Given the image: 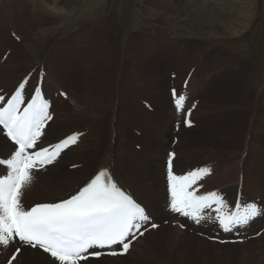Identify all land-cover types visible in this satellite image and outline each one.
Masks as SVG:
<instances>
[{
  "label": "rangeland",
  "instance_id": "obj_1",
  "mask_svg": "<svg viewBox=\"0 0 264 264\" xmlns=\"http://www.w3.org/2000/svg\"><path fill=\"white\" fill-rule=\"evenodd\" d=\"M15 1L19 5L31 6L32 13L33 14L37 13L38 15L37 16H34V15L31 16V18L29 20L28 19H22L24 26L19 25L16 29L10 28L8 30L0 31L1 32L0 33V45H6V42H7V46L10 45V46H8L7 50H3L0 53V60H2L1 56L4 55L6 52H8V50L11 51V53H10V55L6 61H4V62L0 61V65H1L0 66V81L1 80H7L8 82H11L10 89H12L15 84H17V85L19 84L16 79L21 75V72L17 75L16 78H14V76H15L14 73L17 71V69L20 66H23L25 64L21 61L20 53L22 51H27L28 53L30 52L29 54H32L34 48H36L37 46H40V37H41L43 30H45L46 28H49V27L58 28L59 31L55 32L48 42L49 45L57 44L56 43L57 39H63L65 37H68L69 34L74 33V28L78 27L79 23L82 22L83 16H84V15H82V17H80V18L78 17L77 12L79 10L74 11V13L72 14V13H67L69 11L68 9L67 10H61L60 9L63 6V4L67 5L70 2L69 0H51V1L50 0H15ZM76 1H77V5H78L77 8L80 9L81 6L83 5V0H76ZM195 1H197V2L199 1V2L197 3ZM0 2H1L0 6H2V7H8V6L12 7V5H10L8 3L9 2L8 0H2ZM253 2H254V4H253ZM239 3L242 4V7ZM96 8H98V7H96ZM239 8H242V9L239 10ZM99 9H102V12H100L99 15H98V13L96 14L97 19L87 22V23L93 25L94 27L98 28L100 30V32H102V35H104V37L102 38L103 42H102V40L96 41L97 45H106L108 49L114 50L116 44L119 42L123 43L125 36H126V33L128 34V40H129L128 45H130L129 46L130 55L125 58V60L127 61L126 66H123V65L117 66L118 69H117L116 74H115V83L117 81H119V83H120V81L122 80V78L125 74L124 72H126V71H127L126 76L130 79L134 80L135 78L140 77V70H139L140 58L144 59L145 64H146V70H147L146 72H147L148 77L150 79L156 78V77H159L161 79H159L160 83L158 84V82H159L158 81L155 86L152 84H149L150 81H148L147 79H144L145 82H149V83L145 86V89L143 91H141L139 89L136 91L137 92L136 93L137 100H136L135 104H139L141 106H144L143 102H146V103H149L152 108L154 107V104L157 105V107H158L157 110H160L161 113L158 117H155V119L157 121L155 126H157V127L160 126L161 128L164 127L167 135L169 134V137L171 136L170 134L173 130V127L171 125L173 119L175 120V122H178V120H177L176 115L173 114L175 112L171 106L172 101H171V98L168 95V93H170L171 87H178V86L181 87L182 82L184 81V79L186 78V76L188 75V73L191 70L197 71V72L195 71L191 80H194L193 79L194 77L195 78L196 77L201 78L200 74H204L207 78H211V77L216 76L215 79L218 78L219 80L221 79V81L228 80L229 82H231V81H235V80H247L246 86L245 85L242 86L244 88L247 86H253V87L258 88L259 84L264 82V63H263L264 62V0H253V1H251V0H241V1H239V0L238 1H233V0H193V1L192 0H103V7L99 8ZM150 9L153 10L154 13H152V11ZM156 9H157V13H160V15L156 14ZM15 10L17 12H19V10H17V9H15ZM39 10H40V12H39ZM23 13H25V12L21 11L20 16ZM43 15L48 16L50 21L52 20L51 21L52 24L50 26L44 24L41 21V18ZM125 15H129V17H130V20H129L130 25L128 28L129 30H127L128 32H126L124 30H120L121 29V25H120L121 24V18H122V16H125ZM175 15H177V16H175ZM159 16H166L169 18V20L162 21ZM230 16L231 17L233 16V17L231 18ZM245 16H246V18H245ZM252 16H254V17H252ZM183 17H184V19H182ZM180 18L182 20H180ZM227 18H228V20H227ZM56 20H60V22L59 21L55 22ZM191 21H193V22H191ZM227 21H229V23ZM232 21H234V22H232ZM235 21H236V23H235ZM7 22L13 23L11 20H7ZM37 22H38V24H37ZM184 22H185V24H184ZM31 23L34 24L32 26V28L30 26ZM198 23L201 26V28H196V27L194 28V24H198ZM230 24H231V26H230ZM239 24H241L243 27ZM42 26L44 27V29ZM234 26L237 29H235ZM188 28L191 29V31L188 30ZM228 28H229V30H228ZM185 29H187V30H185ZM238 29L240 31H238ZM36 30H37V32H36ZM231 30H233V32ZM10 31L11 32L13 31V33L15 35L20 34L19 38H22L21 39L22 44L20 43L18 45V43H16L13 39H11V37H10L11 32ZM17 32H20V33H17ZM222 32H225V34H227V35H223ZM210 33H212V35H210ZM107 34L113 35L115 37V39H117V41H114L111 38H109L107 36ZM193 34L195 36H193ZM54 37H55V40H54ZM160 37H163V38H160ZM120 40H122V41H120ZM135 43H136V45H135ZM214 44L215 45L217 44L216 48H214L215 47ZM211 46H213V47H211ZM217 46H219V47H217ZM20 47L23 49H21ZM204 47L207 49H205ZM220 47L221 48H229V49H221ZM158 52L161 53L160 58L155 56V54ZM197 53H198V55L196 57ZM207 54L208 55L210 54V57ZM48 55H50V53ZM193 55H194V57H193ZM232 55L238 56L241 59V61L237 64L230 62V60H228V59ZM200 56H202V58ZM205 57H207L208 59ZM211 58H213V59H211ZM14 59H16V60H14ZM115 59L122 61L124 58L122 56H116ZM207 61L210 64H208ZM244 61H245V63H244ZM4 64H6V65L3 66ZM192 64L193 65L195 64L196 66L195 65L193 66ZM207 66H208V68H207ZM37 67H40V66H37V64H35L34 66H32L28 69L31 71ZM222 67H223V69H222ZM197 68H198V70H197ZM261 68H262L263 72H262ZM8 70L12 71V73H13L12 78H9L4 73H2L5 71H8ZM172 70H174L172 73H174L175 75H178L180 73L184 74V75L177 76V79H176L177 83H175L172 80V82H174V83L171 84L170 85L171 87L168 88L167 84H168V81L170 80V76H171L170 74H172L170 72ZM160 71H162L163 73ZM214 71H216V72H214ZM206 72H207V74H206ZM218 72H220V73H218ZM118 74H120V75H118ZM261 74H263V75H261ZM35 75H36V73H35ZM223 75H224V77H223ZM252 75L254 77H251ZM81 77H83L82 74L76 73L75 80H78ZM34 78H36V76ZM239 78H241V79H239ZM98 79L100 82L105 81L104 77H99ZM7 81H2L0 83H5ZM249 81H251V82H249ZM169 83H170V81H169ZM191 83H192V81H191ZM114 84L109 85L108 87L102 86L100 89V93L103 96V100L97 99L93 102V104H96V105H99V106H102L103 108H105L106 103L104 102V100H106L109 96H111L116 102V105L114 107V113L121 111V110H131L133 108V106H131L130 108L127 107L129 100L125 96H123L122 93H118V87H114ZM47 86H48V89H50V91H51L50 92L51 97H53L54 99H56V98L60 99V95L58 92H55L54 95L52 94L54 91H57V89L53 90V89L49 88L48 84H47ZM191 88H192V92H193V93L191 92V94H192L191 100H198L200 102V100L198 98L201 97L200 98L201 99V103H200L201 105H199L198 108L196 109V111L194 112L197 115V117H196L197 126L200 129L196 133V135H192V137H195V136L200 137V135H204V133H205L206 135L209 136V138H211V141H213L214 143L215 142L219 143V144L213 145L214 143H209V145L202 146V144L197 143L193 139H191V141H187V140H183V139L180 140L179 136H174V138L179 137V141L180 142L182 141L181 144L184 145L183 149L181 148L182 145L179 146L180 147L179 149H181L180 154L182 153L181 157L183 159L180 157V155H178L179 154L178 147L174 148V150L178 152L177 157H179L182 161L184 160L183 163H185V166L187 167V168H184V166H183V170H185V172H186L190 169H193V168H190L193 166L195 168L197 166L198 167L205 166L206 164L212 165L216 169V174L214 173V175L208 180L209 182L207 181L208 183L206 185L205 190H209L207 192H211V191L219 189L223 192H227V188L229 186H231V187H229L227 194H228V196H230L229 199L231 201L233 199L232 202H235L236 197H237L239 185L235 187L234 183L236 180L239 179V173H240L242 181L246 177V179L244 180L243 187L244 186L248 187V189L244 193L247 200L249 197H252L253 200L257 199V197H259V195L257 194L256 190L253 189V186L257 181L255 179L258 176H262L264 178V135L262 134V131L259 130V128H258V126L261 125L262 123L260 121H258L259 125L257 126V129L255 128L257 131L255 129H254V131L252 130L251 132L248 131L250 126H252L251 125L252 124V118H253L252 116L254 115V112L251 111V113L249 112L250 114L248 113L246 115L247 106H246V108H243L242 110H240V112L241 111L244 112V114L246 115V118H247L246 125H245L246 128L244 131H242V129L237 130L235 127H232L229 124V122H227L228 121V115H229L227 111H229L231 113L232 111L229 109L232 108L233 105L229 104V105L224 106L222 102H224V100L226 99L224 97V95H225L224 90H233L232 87H229L230 89L229 88H227V89L222 88L223 90L222 89L219 90L218 88L217 89L215 88L216 90L212 89V88H206V89L201 90L202 87H199L198 89H196L193 86V87H190V91H191ZM263 88H264V85H263ZM62 89H63V91H65L69 94L71 91L72 94L74 93V96H76V88L73 85V83L71 82V80L68 81V86L63 87ZM161 89L163 90V92ZM204 90H206V91H204ZM220 93H222V94H220ZM78 94L81 96V97L79 96L80 99H82V95H83L82 92L80 91V93H78ZM197 94H199L201 96L198 97ZM149 96L151 98L157 97V99L159 101L161 100V102L162 101H164V102L168 101V105L167 106L166 105L160 106L158 104V101H157V103H155L154 101H152L149 98ZM263 97H264V94H263ZM254 98H255V95H253V97L250 99V101L248 100V102H250L249 104H251V102L254 101ZM62 101L64 102V104L70 103L72 105V102H69V99H68V101H64V100H62ZM139 101H140V103H139ZM64 104H60V103L56 104V106H59V109H57V110L55 109L56 114H55V117L53 120L56 121L54 128H56L57 130H58V128L61 129L64 127L65 117L69 118L70 123H73L76 121L75 119H73L71 117L68 107H64ZM144 108L147 110V108L145 106H144ZM147 111L148 112L145 113L143 115L144 117L142 116V118H151L152 117L151 114L155 115V113H153L149 110H147ZM223 112H225V113L223 114ZM195 114H193V118L195 117ZM56 115H57V118H56ZM106 116H104V117H106ZM257 118L259 119V115ZM231 119L233 121H235L236 124L242 123L241 120H239V121L236 120L237 118L235 117V115L231 114ZM247 122H249V123H247ZM106 126H105L104 130L108 131V124H106ZM173 126H174V124H173ZM197 126L195 127V129L193 128V130H196ZM201 126H203L205 130H202ZM50 127H51V124L48 126V128H50ZM72 127H73V129H79L77 125H73ZM183 129L184 128H182L181 130H183ZM48 130H50V129H48ZM75 132H81V130L79 129V130H76ZM258 132H259V134H258ZM52 133L53 132H51V131H49V133H48V135H50V136H48V138H49L48 140H50V142H52V140H54L57 137L56 135H58L57 133H54V135H51ZM126 133L128 135H132L133 137L144 139L145 142H148L150 139L147 136L148 135L147 131L136 130L134 132L133 131L129 132V130H127ZM187 133L188 132H186L185 134H187ZM139 134H141V135H139ZM243 136H245V137H243ZM187 139L190 140V138H187ZM88 140L89 139H87V141L83 145H81L80 148H78L75 151L74 155L80 153L82 150H84L86 148H87L86 151H89L90 148L93 147V142L88 141ZM156 140L160 141V137L157 136ZM200 140H203V139L201 138ZM171 141L172 140L168 141L169 145H170ZM166 142H167V140L164 138L163 145L161 144V146H159L158 144H156V146L158 148H155V150L158 153L156 152L154 154V157L152 159L150 158V160H149V164L151 163L153 165V168L154 167L156 168V166H155L156 161L160 162V163L164 162L163 164H165L166 157H167L166 153H168L167 151L171 148V147H169V145L166 146ZM185 145H187V148H185ZM162 147L165 149L164 152L162 150L163 149ZM131 149H133L135 152H137L141 156L146 154L145 146L143 144H132ZM0 151H3V150L0 149ZM245 151H246V153L244 154ZM3 154L4 153L0 154V157H1V155L4 156ZM68 159L69 158H67V160ZM250 159L252 161L251 164H249L247 162ZM244 161H246V162H245V166L243 167ZM198 164H205V165H198ZM62 165L66 166L67 164L63 163ZM142 165L147 166L145 159L143 160ZM259 165H260V167H259ZM246 166H247V168H246ZM188 168H190V169H188ZM164 169H165V167H164ZM164 171L160 175L162 179L159 176V179H158L159 184L157 183V186H156L157 188L160 187V189H159L160 199L163 197V199H161L162 208H161V213H160L159 217L157 218V220L154 219V221H156V223H160L158 221L163 220V222H161V223H163L162 226H165V228L169 227L168 231L170 229H172V231L170 230L166 236H167V238L169 236H172V237L175 236L177 238V256L179 255V253L183 254V260H182L181 264H203V261H205V260L208 261L207 264H264V234L258 239L249 240L248 242L241 244V245L220 246L218 244L210 243L206 239L200 238L199 237L200 232H197V233L196 232L195 233L190 232L189 233V231L191 229L187 230L186 232H182L178 228L173 227L172 221H171V224L170 223L168 224V222L164 221V219H161V218L172 219V217L168 213H164V211H165L164 205L166 204V200H167L166 181H165L166 172H164ZM174 171H175V169H174ZM217 171H220L219 173H225L228 176L218 179L217 175L219 176V173ZM45 174L41 173V174H39L38 177H45ZM62 174H63V172L60 173V175H62ZM179 174H181V172ZM242 174L244 175V178H242ZM215 175H216V177H215ZM53 179H55V177L52 179L45 177L43 183H41L40 185L37 184L36 187H39V188L38 189L36 188L35 190L29 192V195H31L30 200L34 199L36 201L43 202V201H53V200H56L58 198V196L60 197L62 195V193L59 191L58 192H54V191H56L55 190L56 186H62V185L55 184V180H53ZM222 180H224V181H222ZM254 180H255V182H254ZM162 181H163V184H162ZM236 184H239V181H237ZM210 189H212V190H210ZM230 192H231V194H230ZM243 192H244V189H243ZM163 193H165V194H163ZM254 195H256V196H254ZM63 199H65V197ZM255 201L260 202V200H255ZM260 203L261 204L264 203V198H263V201H261ZM173 219H175V218H173ZM213 225H216V223L214 222ZM262 226L264 227V218L262 220H258V221L254 222V224L251 226L252 230H254V231H251L249 236H253L252 235L253 233H257L258 231H260L263 228ZM202 231L204 232L205 230H202ZM158 234L160 235V232H158ZM148 238L149 237L147 236V240H148ZM197 239L201 240V242H197L198 241ZM137 242L140 243L141 240H138ZM145 242H141L139 245L136 246V248L133 252V255H131V257L128 258L129 259L128 262L130 264H131V262H132V264L135 263V260L140 256L141 250L147 249V248H152L151 245H147L148 242L147 243H145ZM133 246H135V245H133ZM29 253H30V251H27V252H24L22 255L26 256L27 258H30L28 255ZM163 254L165 256H162V259L164 261L167 259L169 260L170 253H168V252L166 253V252L162 251V255ZM7 257H8V255L3 259V261H5V259ZM20 259H21V257H20ZM106 261H104V262L105 263H112L113 262V261H110V262L109 261L106 262ZM40 263L41 264H47L45 261H42V258L35 257L34 264H40Z\"/></svg>",
  "mask_w": 264,
  "mask_h": 264
},
{
  "label": "bare ground",
  "instance_id": "obj_2",
  "mask_svg": "<svg viewBox=\"0 0 264 264\" xmlns=\"http://www.w3.org/2000/svg\"><path fill=\"white\" fill-rule=\"evenodd\" d=\"M0 1H2V0H0ZM8 1H9L8 3L10 5H12V7H9V6L8 7H2V6H0V31L8 30L10 28L11 29H13V28L16 29L19 25L24 26V23H23L22 19H28L29 20L31 18V16H33V15L37 16L38 15L37 13H35V14L32 13L31 6H29V5H25V6L19 5L15 0H8ZM69 1L70 2L67 5L63 4V6L60 9L61 10H67L68 9L69 11L67 13H72V14L74 13V11L79 10L77 12L79 18L82 17V15H84L82 22L79 23L77 28H74V33L69 34L68 37H65L63 39H57V41H56L57 44L49 45L48 42L51 39L52 35L55 32H58L59 29L58 28H51V27L46 28L45 30L42 31V34H41V37H40V46H37L36 48H34L32 54H29L30 52L28 53L27 51H22L20 53L21 61L23 63H25V64L23 66H20L17 69V71L14 73L15 74L14 78H16L17 75L21 72V75L16 79L18 81L20 78L23 79L30 72L28 68L34 66L35 64H37V66L43 65V67L45 68V70L47 72L46 78L48 79L49 88H51L53 90L57 89V92H58V89L60 91H62L63 87H65V86L67 87L68 86V81L69 80H71V82L73 83V85L76 88V96L77 97L74 96V93L72 94V96L71 95L69 96V102H72V105L70 103H65L64 104V107H68L71 117L73 119H75L76 121L73 122V123H70L69 122V118L65 117V122H64L65 125L61 129L58 128L59 130L57 131V134H58V135H56L57 137L54 140H52V142H50V140H49V142H45L43 146L54 144V142L56 143V141H59V139H62L63 137L67 136L68 134L73 133V132H75L76 130H79V129L82 132H87V136L82 138L81 143L77 146L78 148H80L81 147L80 145L82 144V142L85 141V140L87 141V139H89L88 141L93 142V147L90 148L89 151H86V149H87L86 148V149L82 150L80 153L74 155L75 151L77 150L76 149L77 147H75V148H72V149L68 150L67 152H65L62 155V157H63L62 160L64 158H69L67 161L68 162H75L76 164L81 165L80 169H78L77 171L72 172L68 168L62 169L61 167H58V172H52V174H50L48 176H46V174H45V176L48 177L49 179H52V178L55 177V179H53V180H55V184L62 185V186H56L55 187L56 191H54V192H58L59 191V192L62 193V195H65L66 192H69L71 190V192L68 194V196H70L74 192H76L82 185H84V183L90 177H92L96 172H98L99 170H102V169H108L109 168L114 173V178L120 184V186H122L123 188L129 190L132 193V195L137 199V201L140 202L141 204H143L146 207V209L148 210L150 216L153 219L157 220V218L159 217V215L161 213V208H162L161 199H163V197L160 199V196H159L160 187L157 188L156 186H157V183L159 184V181H158L159 176L165 170L164 169L165 164H162V163L156 161V163H155L156 168L154 167L155 169L153 168V165L151 163L149 164L150 158L152 159L154 157V154L157 152L155 150V148H158L156 146V144H158L159 146H161V144L163 145V140L165 138L167 140L166 146H168L169 145L168 141L172 140L174 138V136H179L180 140L183 139V140L191 141V139H193L197 143L202 144V146H206V145H209V143H214V142L211 141V138H209V136L206 135L205 133H204V135H200V137H198V136L192 137V135H196V133L199 131L200 128H198V129L196 128V130L192 129L190 131H186L185 129H183L178 134L172 131L171 134H170L171 136L169 137V134L167 135L164 127L161 128L160 126H158V127L155 126V124L157 122L155 117H158L160 115V113H161L160 110H157L158 107L155 104H154V113H155V115H151L152 116L151 118H142V116L145 113H147V111L141 105L135 104L136 100H137V98H136V93L137 92L136 91L138 89L141 90V91H143L145 89V86L149 82H145L144 79H147L148 81H150L149 84H152V85L155 86L156 83L161 78L156 77V78L150 79L148 77V75H147V72H146L147 70H146L145 60L140 58V63H139L140 77L135 78L134 80L130 79V78H128L126 76V72H127L126 71V72H124L125 74H124L122 80L120 81V83H119V81H117L115 83V74H116V71L118 69L117 66H122V65L126 66L127 61L125 60V58L130 55V53H129V51H130L129 46L130 45H128V41H129L128 40V34L126 33V36H125V39H124L123 43L119 42V43L116 44L114 50L113 49H108L106 45H97L96 41L102 40V42H103L102 38L104 37V35H102V32H100V30L98 28L94 27L93 25H91V24H89L87 22L97 19L96 18V14L98 13V15H99V13L102 12V9H99V8L103 7V0H93V1L92 0H83V5L81 6L80 9L77 8L78 5H77V1L76 0H69ZM233 1H238V0H233ZM239 1H241V0H239ZM251 1H253V0H251ZM195 2H197V1H195ZM239 4L242 7V4L241 3H239ZM253 4H254V2H253ZM96 7H98V8H96ZM14 8L19 10V12H17ZM241 9L242 8H239V10H241ZM21 11H24L25 13H23L20 16V12ZM151 11H152V13H154L153 10H151ZM39 12H40V10H39ZM156 14L160 15V13H157V9H156ZM166 16H159V17H160V19L162 21H167V20H169V18L166 17ZM175 16H177V15H175ZM252 17H254V16H252ZM245 18H246V16H245ZM182 19H184V17ZM182 19L180 18V20H182ZM7 20H11L13 23L7 22ZM129 20H130L129 15L122 16L121 24H120L121 25V29L120 30H124V31L128 32L127 30H129L128 28H129V25H130V21ZM227 20H228V18H227ZM41 21L44 24L49 25V26L52 24V22H51L52 20L50 21V19L46 15L42 16ZM58 21L60 22V20H56L55 22H58ZM191 22H193V21H191ZM227 22L229 23V21H227ZM232 22H234V21H232ZM199 23L198 24H194V28L195 27L196 28H201ZM235 23H236V21H235ZM37 24H38V22H37ZM184 24H185V22H184ZM33 25L34 24H32V23L30 24L31 28H32ZM239 25H241V24H239ZM230 26H231V24H230ZM235 26H234V28H235ZM43 29H44V27H43ZM235 29H237V28H235ZM239 29H238V31H240ZM185 30H187V29H185ZM188 30L191 31V29H189V28H188ZM228 30H229V28H228ZM231 31L233 32V30H231ZM36 32H37V30H36ZM18 33H20V32H18ZM222 34L223 35H227V34H225V32H222ZM210 35H212V33H210ZM107 36L109 38H111L112 40L117 41V39H115V37L113 35L107 34ZM193 36H195V35L193 34ZM55 37H54V40H55ZM160 38H163V37H160ZM120 41H122V40H120ZM135 45H136V43H135ZM216 45H215L214 48H216ZM8 46H10V45H8ZM8 46H7V42H6V45H0V53L3 50H7ZM211 47H213V46H211ZM217 47H219V46H217ZM21 49H23V48H21ZM205 49H207V48H205ZM49 53H50V55H48ZM198 53L196 54V57H197ZM160 54L161 53L158 52V53L155 54V56L160 58L161 57ZM115 55L116 56H122L124 59L122 61H120L118 59H115V57H116ZM208 56L210 57V54ZM193 57H194V55H193ZM200 57L202 58V56H200ZM207 57H205V58H207ZM211 59H213V58H211ZM14 60H16V59H14ZM228 60H230V62H233L234 64H237V63H239L241 61V59L238 56H233V55ZM244 63H245V61H244ZM208 64H210V63L208 62ZM5 65L6 64H4L3 66H5ZM198 68H197V70H198ZM207 68H208V66H207ZM222 69H223V67H222ZM261 70H262V68H261ZM172 71H174V70H172ZM160 72H162V71H160ZM214 72H216V71H214ZM262 72H263V70H262ZM2 73H4L9 78L13 77L12 71L8 70V71L2 72ZM76 73L82 74L83 77L79 78L78 80H75ZM218 73H220V72H218ZM206 74H207V72H206ZM118 75H120V74H118ZM200 75H201V78H197V77L193 78L196 81V85L194 86L196 89H198L199 87H202L201 90L206 89V88H212V89H215V88L217 89L218 88L219 90L222 89V88L223 89H227L229 87L233 88V90H224L225 95L224 94L223 95L226 98L225 99L226 101L224 100V102H222L224 106L229 105V104L233 105V107L229 109L232 112L230 113L229 111H227L228 114H229L227 122H229V124L232 127H235L237 130L238 129H240V130L242 129V131H244L245 128H246L245 125H246V121H247L246 115L249 112L251 113V111H253L254 115L252 116L253 117L252 118V124H251L252 126H250L248 131L251 132L252 130L254 131L255 128L257 129V126L259 125L258 121H260L262 124L259 125L258 128H259V130L262 131V134L264 135V97H263V94H264V88H263L264 82L260 83L258 88L253 87V86H247V87L244 88L242 86H244V85L246 86L247 80H235V81L229 82L228 80L221 81V79L220 80L218 78L215 79L216 76L215 77H211V78H207L204 74H200ZM261 75H263V74H261ZM35 76L36 75H34V77ZM99 77H104L105 81L104 82H100L99 79H98ZM223 77H224V75H223ZM251 77H254V76L252 75ZM21 79L18 81V83L21 81ZM37 79H38V75L36 76L35 84L37 82ZM239 79H241V78H239ZM2 81H7V80H1L0 82H2ZM45 81H46V79H45ZM175 81L177 83V80H175ZM191 81H193V80H191ZM249 82H251V81H249ZM159 83H160V81L158 82V84ZM1 84L3 86L0 88V90H5V92L6 91L12 92L15 89L16 85H17V84H15L13 86V88L10 89L11 82L7 81V82L1 83ZM35 84H33L32 87H30L31 90L33 89ZM113 84H114V87H118V93H122L123 96H125L129 100V103H128L127 107L130 108L131 106H133V108L131 110H121V111H118V112L114 113V107L116 105V102L111 96H109L106 100H104V102L106 103V107L105 108H103L102 106L93 104V102L95 100H97V99L103 100V96L100 93L101 87L102 86L108 87L109 85H113ZM167 86L169 88V86H170L169 81H168ZM47 88H48V86H46V84H45V92L47 94V97L50 98L51 95L49 93V90H47ZM80 91L83 94L82 95V99H80L81 96L78 94V93H80ZM204 91H206V90H204ZM162 92H163V90H162ZM222 93H220V94H222ZM168 95L170 96V93H168ZM197 95H198V97L201 96L199 94H197ZM253 95H255L254 101L251 102V104H249L250 102H248V100L250 101V99L253 97ZM149 98L152 101H154L155 103H157V101H158V104L160 106H164V105L167 106L168 105V101H165V102L162 101L161 102V100L159 101L157 99V97L151 98L149 96ZM57 103L63 104V101L54 100L53 111H55V109H57L59 107V106H56ZM139 103H140V101H139ZM246 106H247V111H246V115H245L244 112L243 111L240 112V110H242L243 108H246ZM224 113L225 112H223V114ZM173 114L175 115V113H173ZM231 114L235 115V117L237 118L236 120H238V121L241 120L242 123L241 124H236V122L231 119ZM103 115L104 116L107 115V116L104 117ZM258 115H259V119L257 118ZM55 123H56V121L53 120L52 123H51V127L48 128L50 130L47 129L46 132H45L46 133V137L45 138H48L49 131H51V132L54 131L53 126H54ZM247 123H249V122H247ZM106 124H108V131L104 130ZM173 124H175V121L172 122V125ZM73 125H77L79 129H73V127H72ZM201 127H202V130H205L203 126H201ZM127 130H129V132L130 131H136V130L147 131V134H148L147 136L150 139H149L148 142H145L144 139H140V138L133 137L132 135H128L126 133ZM186 132H188V133L185 134ZM258 134H259V132H258ZM139 135H141V134H139ZM157 136L160 137V141H158L159 139L156 140ZM243 137H245V136H243ZM187 138H190V140H188ZM201 138L203 140H200ZM181 142L179 141V143H178V145L176 147H179V146L182 145L181 148L183 149L184 145L181 144ZM132 144H143L145 146L146 154L142 155V156L139 155L137 152H135L133 149H131V145ZM171 144H172V141H171L169 147H172ZM215 144H219V143L215 142L213 145H215ZM185 148H187V145H185ZM0 149L3 150V151H0V154L4 153L3 154L4 156L1 155L0 158H8L11 155V153L14 151V147L11 146L10 143L8 141H6V139L2 135H0ZM162 150L164 152L165 149L163 148ZM245 153H246V151L244 152V154ZM144 159H145V162H146L147 166H143L142 165ZM245 162L246 161H244V163H243L244 164L243 167L245 166ZM247 162L249 164L252 163L251 159L248 160ZM56 166H57V164L55 166H52L49 171L54 169ZM174 166H175V168H174L175 172H177V174H179L180 172H181V174L185 172V170H183L184 163L179 157L176 158V160L174 162ZM259 167H260V165H259ZM246 168H247V166H246ZM62 171H63V174L60 175V173ZM38 176H39V174H38ZM226 176H228V175H226L225 173H219L218 177L219 178H224ZM160 178H161V176H160ZM245 179H246V177H245ZM255 180H257V181L254 184L253 189H255L257 194L259 195V197H257V199H260L261 201H263V198H264V178L262 176H258ZM255 180H254V182H255ZM237 181L240 182V177H239L238 180L235 181V183H234L235 187L239 185V184H236ZM76 187H78L77 190H76ZM243 189L247 190L248 187L244 186ZM244 193H245V191H244ZM163 194H165V193H163ZM230 194H231V192H230ZM254 196H256V195H254ZM30 197H31V195L28 194V198H27L28 201H30ZM67 197H65V198H67ZM228 197H230V196H228ZM59 200H61V199H58L57 201H59ZM254 200H256V199H254ZM232 201H233V199H232ZM51 202H54V201H51ZM247 202H254L253 198L249 197V201H247ZM45 203H47V202H45ZM164 213H166V212L164 211ZM168 228L169 227H167V228L162 227L161 229L159 228V230L156 233L155 232H149V233H147L145 235L144 239L147 238V235L149 236L148 240L146 239V242H148L147 245H151L152 248H147V249L141 250L140 256L135 260L134 264H181V262L183 260V254L179 253V255L177 256V238L175 236L174 237L169 236L167 238V236H166L167 233L170 230L172 231V229H170L168 231ZM158 232H160V235L158 234ZM189 233H190V231H189ZM140 240L143 241V239H140ZM197 242H201V240H198ZM136 244H139V242H136L134 245H136ZM133 250H134V246H132V250L129 251V253L127 255V258H125L122 261H119V260H121L120 258L114 259L115 262L119 261V262H117L115 264H130L128 262L129 261L128 258L131 257V254L133 253ZM27 251L28 250H25V252H27ZM162 251L166 252V253L167 252L170 253L169 260L167 259V260L164 261L162 259V256H165L164 254L162 255ZM22 254L23 253H21V255L18 256L17 261L14 264H31V263L34 264L35 257L42 258V261H45L47 264H49V258L46 255H44V254L43 255H38L37 251L29 253L28 255H29L30 258H27L26 256H24ZM20 257H21V259H20ZM101 260L103 261L104 258H102ZM109 260H111V259H109ZM207 262L208 261L205 260V261H203V264H207ZM93 264H98V262H93ZM103 264H107V263L103 262ZM131 264H132V262H131Z\"/></svg>",
  "mask_w": 264,
  "mask_h": 264
},
{
  "label": "snow or ice",
  "instance_id": "obj_3",
  "mask_svg": "<svg viewBox=\"0 0 264 264\" xmlns=\"http://www.w3.org/2000/svg\"><path fill=\"white\" fill-rule=\"evenodd\" d=\"M27 84V79L22 80L8 99L0 95V135H6L7 141L15 145L8 158H0V166L6 168L0 176V246L17 245L11 260L16 259L21 248H27L37 250L38 255L47 254L49 264H103L101 257L125 255L137 234L143 236L148 230L145 225L150 217L107 169L96 172L66 199L28 208L22 204L24 190L35 174L49 171L47 166L55 164L62 153L77 144L81 135L74 133L47 147H38L53 117L39 85L25 102ZM172 97L179 115L186 97L175 89ZM190 116L188 111L184 120L188 127ZM174 159L175 153H170L166 162L167 208L171 213L197 225L207 219L225 233L246 228L264 215V209L254 202L241 204L238 200L233 206L216 191L198 195L202 187L198 182L210 174V169L177 174L173 171ZM156 227L151 224V228ZM224 242L227 241H221Z\"/></svg>",
  "mask_w": 264,
  "mask_h": 264
}]
</instances>
